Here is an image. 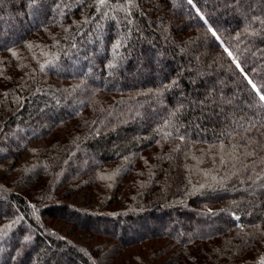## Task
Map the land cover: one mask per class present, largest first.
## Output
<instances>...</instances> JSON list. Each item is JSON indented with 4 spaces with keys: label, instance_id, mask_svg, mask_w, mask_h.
I'll return each mask as SVG.
<instances>
[{
    "label": "trees",
    "instance_id": "16d2710c",
    "mask_svg": "<svg viewBox=\"0 0 264 264\" xmlns=\"http://www.w3.org/2000/svg\"><path fill=\"white\" fill-rule=\"evenodd\" d=\"M262 95L264 0H0L6 264H264Z\"/></svg>",
    "mask_w": 264,
    "mask_h": 264
},
{
    "label": "rangeland",
    "instance_id": "374dc122",
    "mask_svg": "<svg viewBox=\"0 0 264 264\" xmlns=\"http://www.w3.org/2000/svg\"><path fill=\"white\" fill-rule=\"evenodd\" d=\"M1 3H4L3 1H1ZM8 10V9H7ZM10 12V10H8ZM11 20V19H10ZM14 19L12 18V21L10 22H7V24L9 23L8 26L10 27H16L17 24L14 23ZM36 23V19H32L29 23H27V25H32ZM7 26V27H8ZM98 39H102V37H98ZM229 52V50H227ZM138 58H140V56L138 55L137 56ZM236 64L239 65V61L235 60ZM73 68V67H72ZM87 71L89 72L90 70V67L87 66L86 67ZM92 72V71H91ZM91 75V74H90ZM37 130L35 127H30V128H25V129H21V128H18V127H15L13 128L12 130H10V133H8L9 135L8 136H11L13 139H12V143H15V145H17L18 143H20L21 140H23L24 138H27V135L25 134L26 132H33ZM139 132H142L141 129H139ZM29 138V137H28ZM12 143L11 144H7V147H11L12 148ZM32 144V143H31ZM34 145H30V150L28 152L27 155L24 156V158H22L19 162H17L16 164H12L11 168L8 164H6V167L3 166V175L4 177L6 178H10L8 179V181H17L18 179L17 178H20L19 176L21 175H24L25 173L29 174L31 173L30 170H34V167H36L37 165H40V162H38V158H37V147H33ZM207 147L205 146H194L193 148H191V150L188 152V158H189V161H192V160H197L196 157H198L197 155V152L200 153V155H202L204 158L201 159L199 158L197 161L199 162V164H202L201 166V169H207L208 167L204 166L206 163H210V161H216L219 159V156L222 155L221 151L219 149H215V148H210L208 150H206ZM206 150V151H205ZM1 153H5L4 150H1L0 151V157H1ZM206 153V155H205ZM226 154L227 151H226ZM223 156V155H222ZM80 163V162H79ZM193 167H191L190 171L191 173L193 172V169H197L199 168L198 165L194 164L192 165ZM9 170V171H8ZM200 170V169H199ZM120 169H118L117 167L112 169V168H108L107 170H102V173L100 174V178H99V182L101 185H99L100 187L102 186L103 187V183H104V190L102 193H98L100 196L101 195H104L103 193H105L106 195L112 190V187L115 185L116 183V180L118 178V174H120ZM203 172V171H201ZM205 175V174H203ZM62 177H64L63 175H60ZM5 178V179H6ZM90 177H87V179H89ZM5 184V183H4ZM193 187L194 186H197L198 188L200 187V182H193L191 184ZM102 189V188H101ZM100 190V189H99ZM0 199H6L5 197H2ZM5 202L4 200H0V206H1V203ZM16 210H17V207H15ZM147 223H150L149 221H145ZM119 231V230H118ZM139 233H136V235L142 233L140 229L137 230ZM129 234H131V231H129ZM130 237V235H128ZM3 240L0 242L1 246L0 247H3L4 245L6 244H10L13 240H16L17 239V236H14L13 235H10V234H7L6 236H3L2 238ZM29 241V246H33L31 243L32 241V238H29L27 239V242ZM78 243H81V244H84V242L82 241H77ZM7 246V245H6ZM52 251H56V249H53ZM54 253V252H53ZM51 256H56L54 254H51ZM50 258L53 260V257ZM10 257V251L8 250V248H2L0 249V264H6L5 260H7V258ZM55 259V258H54ZM59 259L56 260V262L59 263L58 261ZM22 261V257L21 255L19 254L18 258L14 260L13 264H20V262Z\"/></svg>",
    "mask_w": 264,
    "mask_h": 264
},
{
    "label": "snow or ice",
    "instance_id": "6c2138e0",
    "mask_svg": "<svg viewBox=\"0 0 264 264\" xmlns=\"http://www.w3.org/2000/svg\"><path fill=\"white\" fill-rule=\"evenodd\" d=\"M101 2H103V0H101ZM253 87H255V85H253ZM260 99H261V100H264V95H262V96L260 97Z\"/></svg>",
    "mask_w": 264,
    "mask_h": 264
}]
</instances>
